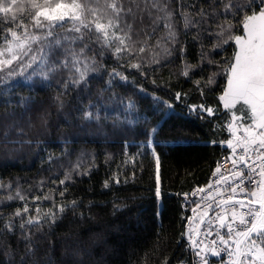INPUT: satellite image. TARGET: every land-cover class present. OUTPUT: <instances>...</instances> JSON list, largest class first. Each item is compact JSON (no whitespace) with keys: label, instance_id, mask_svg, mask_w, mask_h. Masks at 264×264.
Returning <instances> with one entry per match:
<instances>
[{"label":"snow or ice","instance_id":"obj_1","mask_svg":"<svg viewBox=\"0 0 264 264\" xmlns=\"http://www.w3.org/2000/svg\"><path fill=\"white\" fill-rule=\"evenodd\" d=\"M177 62L178 71L158 83L156 74ZM173 76L193 87L185 91L172 84ZM137 77L150 78L153 89L138 83ZM93 81L103 86L96 90L95 101L89 91L80 109L86 123L107 120L106 113L101 115L104 105L118 103L126 112L137 113L134 120L126 117L118 123L148 125V112L140 115L137 106L143 100L150 102L153 116L165 118L183 105L219 136L209 142L219 147L221 156L207 181L190 193L177 194L184 197L182 207L190 205L191 215L181 216L184 223L176 243L191 260L180 256L175 264H264V0H0V107L22 108L21 118L27 116L33 127L30 97L15 104L9 98L17 90L52 88L55 82L52 106L62 112L66 98L89 90ZM117 88L132 91L119 96ZM157 89H167L168 99ZM190 93L199 102H191ZM50 114L37 112L43 131ZM159 131L153 126L142 133L155 160L158 201L161 160L153 137ZM0 140L14 142L7 128ZM59 160L49 154L47 171L53 174L27 192L19 181L0 178V241L7 255L11 240H16L23 250L19 264H29L37 244L50 237L68 210L76 212L80 202L68 199L69 190L77 178L91 176L97 167L94 156L87 161L80 156L59 164L63 171H58ZM112 183H121L118 173L102 187L109 189ZM53 249L50 243L48 251ZM83 255L82 249L75 250L59 264H85ZM147 260L145 254L141 264ZM160 264H171V258L163 256Z\"/></svg>","mask_w":264,"mask_h":264},{"label":"trees","instance_id":"obj_2","mask_svg":"<svg viewBox=\"0 0 264 264\" xmlns=\"http://www.w3.org/2000/svg\"><path fill=\"white\" fill-rule=\"evenodd\" d=\"M111 63L109 61V65ZM178 63L157 73V82L162 84L170 73L177 72ZM137 81L149 90L154 87L150 78L137 77ZM171 83L182 85L185 91L193 87L182 77L178 81L173 76ZM102 86L93 81L90 89L81 95L72 92L66 98L62 112L52 106L57 87L55 82L52 88L37 85L31 90L28 87L17 90L9 98L15 104L21 97H30L29 102L34 105L31 113L33 127H29L27 116L21 118L22 108L0 107V136L7 128L14 141L6 144L0 140V178L5 181H19L25 192L30 186L35 188L37 181L53 174L47 171L49 154L60 158L56 165L58 171H63L59 164L75 162L80 156L86 161L94 156L97 165L91 176L77 178L78 182L69 190L68 199L76 198L80 202L76 212L68 210L65 213L50 237L37 244L38 251L29 264L34 261L59 264L67 253L79 249L83 250L85 264H141L145 254L147 264H160L165 255L171 258V264H175V258L180 256L189 260L188 251L176 243L184 223L181 220L184 215L181 207L183 195L177 194L190 192L196 185L207 181L213 162L221 156L219 147L209 146V142L219 136L212 132L211 125L189 115L183 105L177 106L175 114L165 118L153 116L148 111L150 102L143 100L137 101V106L140 115L148 112V125L143 122L118 123L126 117L134 120L137 114L135 111L126 112L124 105L118 103L104 105L101 115L103 117L106 113L107 120L102 119L100 124L86 123L80 118V109L87 104L89 91L95 101L96 90ZM115 91L124 96L132 89L117 88ZM166 91L157 89V94L168 99ZM131 98L136 100L135 96ZM190 99L199 102L195 94L190 93ZM44 110L51 113L47 131L40 128L36 119L37 112ZM13 124L18 126L12 127ZM153 126L160 129L153 137V146L161 160L162 200L159 201L155 197V160L147 145V137L142 134ZM27 140L33 144L23 143ZM37 141L39 147L35 146ZM106 156L111 157L107 162ZM116 173L121 183H112L109 189H104L103 182ZM10 243L12 248L6 255L0 241V264H19L23 250L17 247L15 239ZM50 243L54 245L52 251H48Z\"/></svg>","mask_w":264,"mask_h":264},{"label":"built area","instance_id":"obj_3","mask_svg":"<svg viewBox=\"0 0 264 264\" xmlns=\"http://www.w3.org/2000/svg\"><path fill=\"white\" fill-rule=\"evenodd\" d=\"M189 199H192V197H189ZM182 204H184V197L183 196H181V207H182ZM182 210H183L184 215H191L190 205L186 206V207H182ZM188 254H189V260H191L190 253L188 252Z\"/></svg>","mask_w":264,"mask_h":264}]
</instances>
